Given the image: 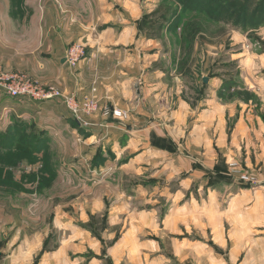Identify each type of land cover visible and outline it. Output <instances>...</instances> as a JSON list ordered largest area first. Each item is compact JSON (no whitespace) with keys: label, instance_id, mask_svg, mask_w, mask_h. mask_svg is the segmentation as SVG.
I'll use <instances>...</instances> for the list:
<instances>
[{"label":"crops","instance_id":"crops-1","mask_svg":"<svg viewBox=\"0 0 264 264\" xmlns=\"http://www.w3.org/2000/svg\"><path fill=\"white\" fill-rule=\"evenodd\" d=\"M142 1L94 0L90 22L82 25L86 33L78 39L85 41V57L75 69L62 62L73 41L70 28L74 25L59 24L54 11L35 30L29 48L15 47L10 40L4 45L0 37V71L23 73L66 93L75 92L79 100L93 96L101 107L128 111L130 120L124 127L107 119L101 110L87 116L84 127L76 123L85 133L81 140L88 149L87 159L96 148H107L115 157L106 159L108 167L114 166L110 160L116 164L124 152L128 158L117 164L120 169L163 166L167 182L159 191L166 199L161 209L163 228L175 224L179 232L185 225L196 227L198 264H264V183L250 186L224 175L227 163L238 160L259 171V179L264 180V48L234 54L237 61L232 65L240 73L214 77L196 108L195 100L180 96V84L169 86L162 47L154 39L137 35L136 21L152 3ZM1 30L7 36L16 32ZM234 36L235 43L244 39L243 34ZM257 36L264 44V26ZM224 79L254 92L257 103L243 100L235 90H223L220 96ZM156 116L169 117L175 126L159 123ZM74 120L58 98H13L0 89V153L24 147L25 133L29 139L42 131L48 137L52 133L78 135ZM152 135L164 139L170 148L152 146ZM171 180L175 184L169 187ZM135 187L133 192L141 185ZM134 209L152 221L157 213L154 206ZM10 210L13 208L0 199V264H29L39 244L35 249V240L26 237L24 223ZM50 255L45 253L39 264H51ZM60 259L54 257V262Z\"/></svg>","mask_w":264,"mask_h":264},{"label":"rangeland","instance_id":"rangeland-1","mask_svg":"<svg viewBox=\"0 0 264 264\" xmlns=\"http://www.w3.org/2000/svg\"><path fill=\"white\" fill-rule=\"evenodd\" d=\"M212 1L214 5L220 2ZM149 6L151 9L145 10L136 21L137 35L154 39L162 47V59L167 61L165 76L169 86L180 84V96L195 100L196 108L197 100L204 96L214 77L223 76L224 72L240 73L232 65L233 61H237L233 58L234 54L239 51L252 53L264 48L262 40L257 36V31L264 23L255 27L249 24L237 27L234 20L236 17L228 18L224 15L220 21H216L197 16L196 11L192 10L185 13L182 23L189 20L196 26L195 33L190 40H180L178 36L182 27H178L176 34L167 31L166 22L162 28L159 27L163 11L170 8L177 11L180 8L178 0H152ZM252 6L255 7L256 2ZM94 7V0H0L2 44L9 45L7 41L10 40L15 47H31L36 36L35 30L48 22L49 13L56 11L59 24L64 26L71 22L74 25L70 28L73 40L70 45L81 44L85 51V41L78 39L86 33L84 26L90 22ZM8 28L16 32L9 33L11 36L4 35L1 29L7 31ZM236 34H243V41L235 43ZM160 58L159 55L158 61ZM76 66L68 65L70 69ZM204 77L206 82L203 81ZM38 81L58 89L52 84ZM236 87L231 88L230 92L238 91L242 99L246 98V91ZM58 90L64 95L74 93L79 105L87 100L96 102L95 111L82 113L83 123L87 116L99 110L107 119L115 120L123 127L130 120L128 111L101 107L98 99L93 96L79 100L75 92ZM247 92L254 95L249 97L251 102L257 103L254 92ZM169 105L174 108V105ZM113 110H120L126 116L115 115ZM161 117L156 116L159 123L175 126L169 117ZM149 119L155 123L152 117ZM78 124L84 127L81 122ZM73 126L78 135L69 133L59 136L52 133L48 137L43 131L37 134L42 148L37 150L34 159L27 153L24 154L25 159L17 162V159L8 162L6 155L1 157V174L9 173L11 178L9 181H0V199L13 208L10 211L14 218L24 223L25 235L35 240V249L39 244V250H36L29 264L41 263L40 259L45 253L51 254V264H198L196 227L185 225L188 228L180 227L179 232L175 224L163 228L162 218L165 214L161 209L165 207L166 199L159 196V191L167 183L162 173L164 167L128 165L120 169L118 165L128 158L126 152L116 164L110 160L114 166L108 167L106 159H113L114 155L107 148L89 151L87 159L88 149L81 140L85 133H81L76 124L73 123ZM14 152H10L12 156L22 154L16 150ZM116 165L117 168H114ZM244 172L260 176L259 171L243 166L238 160L227 163L224 175L238 179L237 176ZM178 178H174V181ZM174 184L172 180L168 182L169 187ZM139 185L140 190L133 192L132 187L136 186V190ZM150 206L156 207L157 211L153 221L144 213H136L134 209ZM54 257L61 259L54 262Z\"/></svg>","mask_w":264,"mask_h":264},{"label":"trees","instance_id":"trees-1","mask_svg":"<svg viewBox=\"0 0 264 264\" xmlns=\"http://www.w3.org/2000/svg\"><path fill=\"white\" fill-rule=\"evenodd\" d=\"M180 3V8L176 11L174 8L166 9L160 15L161 23L159 27H163V23L166 22L167 24V31L175 33L178 30V27H182V32L179 34L180 40L183 39H192L193 34L195 33L196 26L191 24L189 20H184L185 22L182 23V19L185 16V13L195 10L197 16H204L208 17L209 19H213L216 21H220L222 16H226L228 18H234L235 26H246L250 25L251 27L258 26L259 24L264 23V0H220L217 5H214L215 2L212 0H178ZM256 2V6L253 7L252 4ZM203 13H200L203 11ZM187 15V14H186ZM166 20V21H165ZM236 82L232 79L223 80L222 87L219 89V94L222 96L223 90H230L231 88L235 87ZM246 93L245 100L250 99L249 97L254 96L249 92ZM75 124L78 123L77 120H74ZM29 134L25 133L23 135L24 140V147H17L16 149H10L6 152H3L0 155V160L3 155L7 156L8 162L10 161H21L25 159L24 154L28 155L30 158L34 159L36 156L37 150L42 148L39 146L40 137L35 135V139H29ZM34 137V136H33ZM37 144V145H35ZM151 145L163 148L169 147L165 144L164 139H156L155 137H151ZM170 148V147H169ZM22 152L20 156H12L13 154L10 152L15 153ZM25 152V153H24ZM2 160L0 161V181H9L11 178V174L7 173L3 177L1 175L2 172ZM5 167V166H4ZM34 177V175H32Z\"/></svg>","mask_w":264,"mask_h":264},{"label":"built area","instance_id":"built-area-1","mask_svg":"<svg viewBox=\"0 0 264 264\" xmlns=\"http://www.w3.org/2000/svg\"><path fill=\"white\" fill-rule=\"evenodd\" d=\"M84 57V47L78 43L70 45L64 56L65 62L72 67L76 66ZM0 89L13 98L26 97L35 101H47L58 98L68 108L75 120L84 125L87 123L85 121L83 123V120H81L82 113L93 112L97 108L96 102L92 100L84 101L79 105L74 93L64 95L55 87L41 84L38 80L32 79L30 76L23 73H4L0 71ZM113 112L115 115L126 116L125 113L120 110H113ZM237 178L238 181L244 182L250 186L264 183V180H260L259 177L249 172L241 173Z\"/></svg>","mask_w":264,"mask_h":264},{"label":"water","instance_id":"water-1","mask_svg":"<svg viewBox=\"0 0 264 264\" xmlns=\"http://www.w3.org/2000/svg\"><path fill=\"white\" fill-rule=\"evenodd\" d=\"M65 59L62 60V62H64ZM203 81L206 82V77L203 78Z\"/></svg>","mask_w":264,"mask_h":264}]
</instances>
